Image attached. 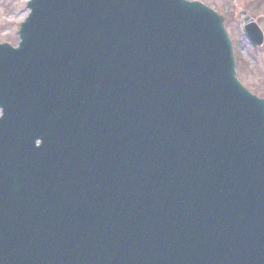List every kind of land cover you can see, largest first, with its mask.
I'll return each mask as SVG.
<instances>
[{"label": "water", "instance_id": "1", "mask_svg": "<svg viewBox=\"0 0 264 264\" xmlns=\"http://www.w3.org/2000/svg\"><path fill=\"white\" fill-rule=\"evenodd\" d=\"M28 8L19 46L0 44V264H264V99L225 18L188 0Z\"/></svg>", "mask_w": 264, "mask_h": 264}, {"label": "rangeland", "instance_id": "2", "mask_svg": "<svg viewBox=\"0 0 264 264\" xmlns=\"http://www.w3.org/2000/svg\"><path fill=\"white\" fill-rule=\"evenodd\" d=\"M30 0H0V43L19 44L17 31L27 18ZM204 3L225 18L234 44L238 77L254 95L264 99V46L256 48L246 36L239 13L246 11L264 32V0H191ZM0 110V117H1Z\"/></svg>", "mask_w": 264, "mask_h": 264}]
</instances>
